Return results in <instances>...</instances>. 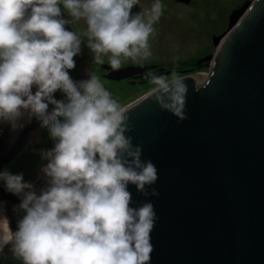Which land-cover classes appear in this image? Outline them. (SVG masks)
<instances>
[{"label":"clouds","instance_id":"1","mask_svg":"<svg viewBox=\"0 0 264 264\" xmlns=\"http://www.w3.org/2000/svg\"><path fill=\"white\" fill-rule=\"evenodd\" d=\"M134 6L140 11L133 13ZM163 9L161 0L148 6L140 0H0V122L18 129L35 117L54 141L40 153L46 163L39 191L22 174L0 171V182L20 198L14 211L23 213L12 231L0 201V259L7 248L20 264H150L155 209L151 202L133 207L129 185L158 196L155 188L147 191L157 168L141 159L142 147L126 134L130 106L94 72L74 81L68 70L84 37L96 64L107 57L119 69L128 60H147ZM81 20L82 32L65 28ZM146 79L151 87L143 99L178 122L188 119L182 76L149 72ZM58 90L65 100L54 98Z\"/></svg>","mask_w":264,"mask_h":264},{"label":"water","instance_id":"2","mask_svg":"<svg viewBox=\"0 0 264 264\" xmlns=\"http://www.w3.org/2000/svg\"><path fill=\"white\" fill-rule=\"evenodd\" d=\"M62 18L70 20L63 10ZM65 28L73 31L70 23ZM212 43L215 52L196 60L209 62L207 75L201 80L182 76L188 119L178 122L144 95L127 105L132 130L126 134L158 172L147 189L155 188L158 196H144L129 185L133 207L151 202L155 209L150 264H264V0H246L233 9L226 31L213 35ZM74 60L70 77L88 79L83 45ZM99 66L111 80L154 68ZM197 81L204 82L199 90ZM54 98L65 100L59 90ZM21 123L23 128L13 129L0 122V171L42 130L35 117ZM0 201L16 231L23 215L14 211L20 198L0 184ZM0 264L20 262L6 248Z\"/></svg>","mask_w":264,"mask_h":264},{"label":"rangeland","instance_id":"3","mask_svg":"<svg viewBox=\"0 0 264 264\" xmlns=\"http://www.w3.org/2000/svg\"><path fill=\"white\" fill-rule=\"evenodd\" d=\"M246 0H190L188 3L176 0H161L164 5L163 13L154 25L156 31L150 36L149 43L152 56L145 61L136 63L128 60L122 64L154 65L151 72L157 75H170L173 71L180 76L190 75L203 79L209 71V62L196 65L198 58L213 54L215 47L212 36L226 31L231 11ZM154 0H140L141 5L148 6ZM139 6H134L133 13L139 12ZM71 20V17H69ZM73 30L82 32L86 28L83 20L71 23ZM84 46L90 63V72L100 77L104 87L122 105H129L151 87L146 76L138 77V81L111 80L104 76L108 72L94 62V53ZM108 64L107 57H104ZM194 66V67H193ZM193 67V68H191ZM54 141L50 138L47 129L42 128L40 134L30 140L25 150L9 165L6 166L12 174H22L25 182L35 185L36 190L44 186V179L40 168L46 163L40 153L50 150ZM4 169V170H5ZM40 175V177H39ZM3 185L2 182H0ZM4 186V185H3Z\"/></svg>","mask_w":264,"mask_h":264},{"label":"flooded vegetation","instance_id":"4","mask_svg":"<svg viewBox=\"0 0 264 264\" xmlns=\"http://www.w3.org/2000/svg\"><path fill=\"white\" fill-rule=\"evenodd\" d=\"M105 64V63H104ZM107 65H109V64H107ZM196 65H198L197 63H196ZM201 65V64H200ZM200 65H198V66H200ZM194 67V66H193ZM193 67H191V68H193ZM154 70H155V68H154ZM149 72H151V69L148 71V72H146V73H149ZM146 73H143V74H136V75H134V76H131V77H129V78H126L127 79V81H138V77H141V76H143V77H145L146 76ZM125 80V79H124Z\"/></svg>","mask_w":264,"mask_h":264},{"label":"bare ground","instance_id":"5","mask_svg":"<svg viewBox=\"0 0 264 264\" xmlns=\"http://www.w3.org/2000/svg\"><path fill=\"white\" fill-rule=\"evenodd\" d=\"M44 186H45V185H44ZM44 186H43V187H44ZM37 191H38V190H37Z\"/></svg>","mask_w":264,"mask_h":264},{"label":"built area","instance_id":"6","mask_svg":"<svg viewBox=\"0 0 264 264\" xmlns=\"http://www.w3.org/2000/svg\"><path fill=\"white\" fill-rule=\"evenodd\" d=\"M39 177H40V175H39Z\"/></svg>","mask_w":264,"mask_h":264}]
</instances>
